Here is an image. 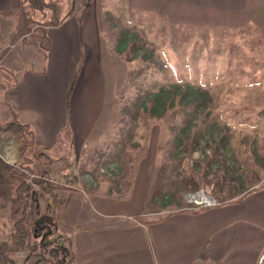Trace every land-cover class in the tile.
<instances>
[{"label": "rangeland", "instance_id": "1", "mask_svg": "<svg viewBox=\"0 0 264 264\" xmlns=\"http://www.w3.org/2000/svg\"><path fill=\"white\" fill-rule=\"evenodd\" d=\"M85 1H64V12L74 13ZM93 5L101 13L109 57L105 124L80 158L63 139L48 154L27 149L26 165L54 178L61 190L81 188L90 195L97 188L126 202L139 165L149 159L146 208L155 214L148 220L191 208L203 212L248 192L264 194V36L259 30L206 11L169 17L163 6L149 11L157 5L150 0ZM34 18L42 21L37 13ZM6 21L0 23V51L15 28V18ZM5 131L18 147L12 130ZM198 194L215 204L204 207L187 199ZM56 195L44 197L54 216ZM9 211V206L0 209V239L11 244ZM57 240L54 234L52 246L45 248L32 238L33 248L10 253L13 264H71L70 251Z\"/></svg>", "mask_w": 264, "mask_h": 264}, {"label": "crops", "instance_id": "2", "mask_svg": "<svg viewBox=\"0 0 264 264\" xmlns=\"http://www.w3.org/2000/svg\"><path fill=\"white\" fill-rule=\"evenodd\" d=\"M95 1L86 0L45 35H27L9 44L0 61V119L4 125H27L37 152L49 153L67 139L80 158L105 124L109 57ZM150 1L157 5L149 11L163 6L169 17L206 11L242 20L264 36V0ZM19 7L20 0H0V15ZM1 154L9 165L19 160L14 144H4ZM144 162L129 201L108 198L97 188L90 195L68 186L57 191L52 215L70 240L71 264H261L264 194L248 193L238 203L148 220L155 214L146 208L153 165L149 159Z\"/></svg>", "mask_w": 264, "mask_h": 264}, {"label": "trees", "instance_id": "3", "mask_svg": "<svg viewBox=\"0 0 264 264\" xmlns=\"http://www.w3.org/2000/svg\"><path fill=\"white\" fill-rule=\"evenodd\" d=\"M64 1L74 2V0H20L17 11L0 15L5 19L13 17L16 20L15 28L8 37L9 44L27 35L38 36L40 33L45 35L47 28L60 26L73 14L71 11L64 12ZM36 13L42 17V21L34 18ZM4 54L5 49L0 51V61ZM4 126L7 131L12 130L15 134L19 160L15 165L0 161V209L9 206V218L13 227L11 244L0 239V264H13L10 253L33 248L29 243L32 238L38 239L36 245L40 247H51L49 239L54 234L58 237V246L65 247L72 255L70 240L59 232L57 222L47 209L44 199L46 195L53 196L55 191L61 188L50 182V177L35 174L26 165L27 159H24L27 149H33L31 129L17 121H10ZM30 174L34 177L31 178ZM248 193L231 202L238 201Z\"/></svg>", "mask_w": 264, "mask_h": 264}, {"label": "built area", "instance_id": "4", "mask_svg": "<svg viewBox=\"0 0 264 264\" xmlns=\"http://www.w3.org/2000/svg\"><path fill=\"white\" fill-rule=\"evenodd\" d=\"M4 144H9V145H11V144H13V140H12V138L11 137H9L8 136V134H7V132L5 131V128H4V124L2 123V121H1V119H0V161H2V162H4L3 160H4V158H3V156H2V154H1V149H2V147L4 146ZM5 163V162H4ZM7 164V163H6ZM30 177L31 178H33L34 177V175L33 174H30ZM50 182H53V183H55L52 179H50L49 180ZM33 187H35L34 185H33ZM215 203H212V204H200V205H202V206H204V207H208V206H212V205H214ZM196 205H198V204H196ZM199 205V206H200ZM189 210H191V211H195V208H191V209H189ZM262 260V259H261Z\"/></svg>", "mask_w": 264, "mask_h": 264}, {"label": "bare ground", "instance_id": "5", "mask_svg": "<svg viewBox=\"0 0 264 264\" xmlns=\"http://www.w3.org/2000/svg\"><path fill=\"white\" fill-rule=\"evenodd\" d=\"M189 197L192 199V197H193V200H192V202H194L195 204H198V205H200V204H212V200L209 198H206L204 195H202V194H198V195H190V196H188L187 197V199H189ZM188 201H190L191 202V200H188Z\"/></svg>", "mask_w": 264, "mask_h": 264}]
</instances>
